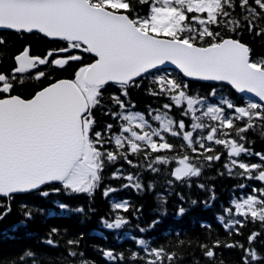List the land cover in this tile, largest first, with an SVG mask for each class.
Segmentation results:
<instances>
[{"label":"snow or ice","instance_id":"snow-or-ice-1","mask_svg":"<svg viewBox=\"0 0 264 264\" xmlns=\"http://www.w3.org/2000/svg\"><path fill=\"white\" fill-rule=\"evenodd\" d=\"M0 30L38 33L64 42L43 57L31 55L26 46L10 57L14 61L11 71L0 72V197L40 191L56 183L61 187H52L53 192L92 196L103 182L106 167L120 160L140 166L130 156L140 157L143 167L156 174L161 172L159 166L174 163L169 186L200 177L203 163L219 161L221 155L227 157L224 168L229 175L264 184V153L253 152L244 143V134L257 126L255 122L264 126V55L257 58L237 38L254 30L256 36H264V0H0ZM83 54L91 62L85 63ZM4 56L0 51V63ZM74 62L80 63L73 78L52 79L50 70H64ZM168 65L178 75H171ZM183 78L225 82L236 93L258 100L240 98L237 103L220 97L210 103L209 97L217 95L215 88L204 96L192 94ZM44 80L49 83L34 89L31 98L17 93L26 83ZM145 80L148 95L168 101L149 107L146 113L136 111L129 99V90L140 88ZM110 87L116 91L105 96ZM174 108L179 111L178 120L170 115ZM97 112L114 123L97 130ZM213 145L226 151L217 152ZM178 149L183 154L173 155ZM242 155L258 157L259 162H247ZM111 179H123L127 183L121 188L137 191L155 187L143 184L138 172L125 175L120 168L111 173ZM245 187L239 184L240 189ZM117 191L108 186L102 194L109 197ZM252 193L233 199L224 209L230 219L223 215L219 219L229 234L234 230L237 235L246 222H259L261 230L248 236V247L239 241L226 247L242 249V264H264V255L254 247L264 234V187H252ZM40 194L47 197L50 192ZM58 207L68 205L58 203ZM111 207L117 213L129 211L127 201H114ZM8 211L0 212V220ZM186 211L181 206L177 215ZM24 215L31 218L30 211ZM101 223L118 230L129 221L117 214L112 221L102 218ZM158 223L153 221L150 227ZM133 240L140 251L132 252V264H171L175 259V253L163 247ZM46 243L54 241L49 238ZM68 244L78 245L79 240ZM219 246V241L213 247L201 245L209 259ZM34 256L29 250L20 260ZM103 256L114 262L125 259L113 250H103Z\"/></svg>","mask_w":264,"mask_h":264},{"label":"trees","instance_id":"trees-1","mask_svg":"<svg viewBox=\"0 0 264 264\" xmlns=\"http://www.w3.org/2000/svg\"><path fill=\"white\" fill-rule=\"evenodd\" d=\"M239 11V9H237ZM0 37L5 40V45L0 46V51L5 56L0 63V72L8 73L14 67L11 56L21 52L24 47L30 46V54L43 57L47 51L62 46V41H52L38 33H15L13 31H0ZM248 44L255 56L264 55V36H256L255 30L252 34L244 31L239 37ZM79 54V53H77ZM84 55V62H91L88 54ZM80 62H74L64 70L52 69L50 74L53 80L60 77L73 78V73ZM43 67V66H42ZM171 75H178L177 71H169ZM182 78V77H181ZM192 94L207 95L213 88L216 89V97H209V102H215L220 97L232 99L239 103L240 98H247L235 93L228 85L213 82L190 81L187 78ZM49 83L29 82L23 88L17 89V93L24 98L31 97L34 89ZM148 80H145L140 88L129 90V99L136 105L135 110L146 113L149 107L158 108L168 102L165 98H156L148 95ZM116 91L115 87L108 88L105 96ZM170 115L174 119H180L179 111L173 109ZM97 130L103 128L106 123H114L109 116L96 113ZM187 121L188 118L184 117ZM254 129L245 133V147L253 152L264 153V126L257 121ZM155 126V123L153 122ZM173 142L176 138H171ZM213 147L217 152H224L220 146ZM176 154H183L178 149ZM213 154V153H209ZM139 167H132L125 161H117L115 165L106 167L103 182L92 196L86 194H72L61 191L53 192L52 187H61L59 184L46 186L40 191H49L45 197L40 191L16 194L12 198L0 197V212L7 209V215L0 220V264H132L130 260L132 252L140 251V246L134 243L136 239H144L149 247H163L169 253H175V259L171 264H242L243 251L239 247L228 248L227 244L239 241L248 247V236L254 231H260L259 222L248 221L240 228L241 234H229L225 230L219 217L225 216L224 209L231 206L233 199L252 193V187H264V184L254 180H247L236 175H229L224 168L227 157L221 155L219 161L211 163L204 162L202 174L198 178H192L188 183L176 182L172 186L167 184L170 178L169 169L175 164L161 167L159 174L146 170L144 161L140 157L130 156ZM250 163H258L259 158L241 157ZM120 168L125 175L128 173H139L141 182L145 185L153 184L154 189L137 191L134 188H121L127 183L123 179H111V173ZM244 183V189L239 184ZM190 184V186H189ZM203 184L205 187L200 188ZM111 186L119 189L109 197L103 196V189ZM214 194V199L212 196ZM163 196V200L160 197ZM183 197V199H181ZM197 201L195 205L191 201ZM127 201L129 211L115 212L111 205L113 202ZM58 203L68 205L66 209H60ZM187 209L183 215H177L179 207ZM83 208V212L75 209ZM139 209V211H136ZM26 211L31 212V218L25 217ZM119 214L128 219L129 223L121 229H107L101 223L102 218L112 221ZM159 221L154 227H150L153 221ZM20 227H14L21 222ZM138 228H145L143 233ZM56 229L53 233L52 230ZM54 241L53 245L46 243L47 239ZM69 240H79L78 245H69ZM216 241L219 247L213 250L215 255L209 259L204 255L206 251L201 245L213 247ZM255 249L264 255V234L254 243ZM35 253L33 258H27L21 262L20 257L26 251ZM103 250H113L114 253H123V261H108L103 256ZM75 251L76 256L69 255ZM83 255H80V254ZM143 256V253H141ZM136 264H143L137 261ZM167 264V262H166Z\"/></svg>","mask_w":264,"mask_h":264},{"label":"water","instance_id":"water-1","mask_svg":"<svg viewBox=\"0 0 264 264\" xmlns=\"http://www.w3.org/2000/svg\"><path fill=\"white\" fill-rule=\"evenodd\" d=\"M166 67H174V66H172V65H168V66H166ZM175 68V67H174ZM251 95V94H250ZM256 99H258V98H256Z\"/></svg>","mask_w":264,"mask_h":264}]
</instances>
